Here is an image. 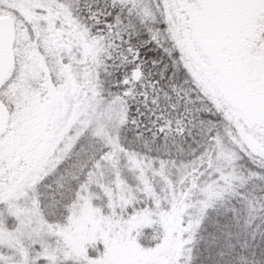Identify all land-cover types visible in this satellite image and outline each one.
<instances>
[{
    "label": "snow or ice",
    "instance_id": "1",
    "mask_svg": "<svg viewBox=\"0 0 264 264\" xmlns=\"http://www.w3.org/2000/svg\"><path fill=\"white\" fill-rule=\"evenodd\" d=\"M0 264H264V0H0Z\"/></svg>",
    "mask_w": 264,
    "mask_h": 264
}]
</instances>
